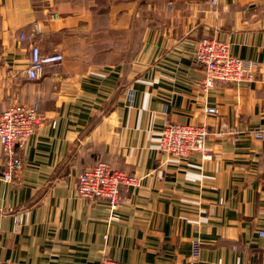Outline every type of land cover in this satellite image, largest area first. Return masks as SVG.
<instances>
[{
	"label": "crops",
	"instance_id": "0c3cea01",
	"mask_svg": "<svg viewBox=\"0 0 264 264\" xmlns=\"http://www.w3.org/2000/svg\"><path fill=\"white\" fill-rule=\"evenodd\" d=\"M206 36L257 80L204 92ZM32 42L65 54L36 80ZM33 102L46 121L19 148L21 182L2 180L0 141V264H185L195 238L202 264H264V0H0V111ZM175 121L206 123L212 158L162 155ZM100 162L140 179L117 219L78 194Z\"/></svg>",
	"mask_w": 264,
	"mask_h": 264
},
{
	"label": "built area",
	"instance_id": "2783aa9c",
	"mask_svg": "<svg viewBox=\"0 0 264 264\" xmlns=\"http://www.w3.org/2000/svg\"><path fill=\"white\" fill-rule=\"evenodd\" d=\"M53 17L57 18L58 15L54 14ZM27 38L26 35H21V39ZM30 49L29 67L25 73L29 79H39L47 65L63 63L65 60V54L60 50L46 52L40 45L33 42ZM196 58L203 69L204 92L216 88L219 84L253 83L257 80L255 73L257 64L241 56H235L231 52L230 43L217 37L206 36L199 40L196 46ZM206 111L216 115L219 113L217 108H208ZM45 121L41 106L37 102L12 103L0 111V141L4 159L2 180L4 182H21L23 159L19 148ZM210 134V128L206 123L169 122L163 127L160 136L161 153L164 156L182 158H192L194 154L201 153L203 159L209 160L212 154L205 144ZM256 135L264 138V130H259ZM139 180L135 174L116 168L110 163L100 162L79 173L78 194L83 198L107 200L110 218L117 219L119 215L116 210L125 200L120 192L121 186L134 188L139 186ZM2 239L3 235L0 233V247ZM192 244L193 251L185 264H202L200 263L201 241L195 238ZM99 264L139 263H128L104 256Z\"/></svg>",
	"mask_w": 264,
	"mask_h": 264
},
{
	"label": "rangeland",
	"instance_id": "374dc122",
	"mask_svg": "<svg viewBox=\"0 0 264 264\" xmlns=\"http://www.w3.org/2000/svg\"><path fill=\"white\" fill-rule=\"evenodd\" d=\"M205 1V0H204ZM219 1L220 0H216V2L214 1V0H206V2L212 7V8H215L217 5H218V3H219ZM197 59V58H196ZM255 82V81H254ZM190 124V123H189ZM211 131V130H210ZM207 143V142H206ZM206 145V144H205ZM206 147H207V145H206ZM208 150V149H207ZM197 155H193L192 156V158L193 157H195V156H200L201 158H202V154L201 153H196ZM162 155H164V154H162ZM165 157H170V156H167V155H165ZM203 159V158H202ZM140 181V180H139ZM140 184V183H139ZM119 208V207H118ZM109 258V257H108ZM115 259V258H114Z\"/></svg>",
	"mask_w": 264,
	"mask_h": 264
}]
</instances>
